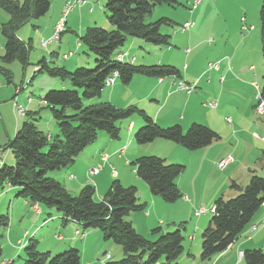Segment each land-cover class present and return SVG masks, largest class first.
Segmentation results:
<instances>
[{
    "label": "trees",
    "instance_id": "1",
    "mask_svg": "<svg viewBox=\"0 0 264 264\" xmlns=\"http://www.w3.org/2000/svg\"><path fill=\"white\" fill-rule=\"evenodd\" d=\"M176 4V0H106L104 8L112 28L107 30L89 26L78 38L80 44L94 55L93 68L77 67L68 70L64 66L49 64L50 61L45 57L37 61V73L46 72L52 77L66 79L72 86V89H50L41 98L48 108L50 119L57 126L58 134L53 137L38 129L36 122L32 121H37L35 114L38 112L29 111L26 115L32 120L24 121L6 145L11 150L13 161L9 165L2 164L0 184L8 183L10 188L15 189L13 198L54 209L62 226L75 222L82 230H98L103 241L119 245L124 257L116 261L106 260L102 264H157L163 256L165 260L159 264H181L177 262L181 256L182 264H187V257H194L183 250L182 229H185V222L178 223L172 232L163 233L160 227L153 228L151 235L156 236L153 239L135 230L127 217L145 208V203L138 198L136 186H124L114 178L102 197L96 198L93 184H85L73 195L61 182L47 175L48 172L72 165L77 156L96 140L99 132H104L110 139H119V124L127 120V123H131L134 116L143 123L133 134L137 145L162 139L188 151H195L219 139L216 131L196 122H192L185 130L177 124L161 127L145 110L136 106L119 108L108 101L84 105V100L98 99L102 95L106 87L104 81L114 71L124 86L130 85L136 75L156 78L181 76L179 69L173 65H135L134 60L130 63L128 52H123L124 62L116 60L119 48L128 37L141 39L154 46L170 45V37L161 32L160 26H173V20L161 17L151 22L145 16L151 14L157 6ZM0 9L8 14V19L0 26L4 37V52L0 61L7 64L17 60L26 66L31 39L27 42L19 39L17 30L31 19L44 16L50 9V0H0ZM259 19L264 64V0L259 8ZM2 64L0 74L9 84L12 73ZM262 78L260 88L264 96V72ZM129 166L146 183L150 194L158 196L164 203H174L181 197L176 178L184 172V165L168 163L163 157L152 155L137 157L129 162ZM250 173L245 186L235 181L229 184L230 189L239 192L236 196L229 199L218 196L214 200L215 212L200 234L199 258L202 261L224 251L229 243L240 237L247 226L254 222L264 198V177L253 169ZM48 217L51 215L48 214ZM8 222V214H0V227L5 228ZM37 242L35 238H30L23 247V264L80 262V252L74 247L50 258L48 251L37 250ZM1 253L0 245V257ZM242 257L245 264H264V251L261 248L245 249Z\"/></svg>",
    "mask_w": 264,
    "mask_h": 264
},
{
    "label": "rangeland",
    "instance_id": "2",
    "mask_svg": "<svg viewBox=\"0 0 264 264\" xmlns=\"http://www.w3.org/2000/svg\"><path fill=\"white\" fill-rule=\"evenodd\" d=\"M106 0H87V3H85L84 5H82V11L83 14L89 15L86 17H91L94 19L93 25L91 26H96V27H100L103 29H110L112 28V26L110 25L109 21L107 20V12L104 8V4H105ZM178 2V4L173 5V6H166V5H161V6H157L156 8H154V10L152 11L151 14L146 15L145 19L147 21H155L158 18L161 17H167L165 14L167 13L168 16H170L171 20H173L174 24L173 26H169V25H161L160 26V30L161 32H165L167 33V35L170 37V45L166 46H162L160 47V50L155 51L153 49H157L154 46H152L151 44H146L144 43L141 39H137V38H126L125 43L122 47H120L119 49L122 52H119V54H122L125 49L129 50V56H133L136 59H138L137 62H139L141 60V58H144V60H146V62L148 63H134L135 65H139V64H144V65H152V64H157L156 62V58L158 60L159 56L162 53V58L163 60H172L174 63L172 64L173 66H175L177 69L181 70V73L183 72V65L186 64L188 69L187 72L189 74V76L192 74L193 76H196L199 74L201 68H206L207 70H216L218 69V63L217 62V66L214 67L212 66L213 63H215L214 59H221L223 57L227 58L231 57V54H222V52L220 53V57L219 56H215V50L214 48L217 46H220L221 44L225 43L227 40H231V38H228L227 34L221 35L223 34V31H228V28H232V30H235L234 27H236V23L238 20L239 15V9L241 7H243L247 13V17L249 20H247V24H245V17L242 16L240 21H241V33L246 32L247 30H251L253 27L254 29H252V31L250 33H253L254 35L259 34V39H260V19H259V8L260 5L262 3V0H193L191 5H188L186 3L185 0H176ZM22 2V1H20ZM92 7L93 9V13L88 14L86 12V10ZM159 7H164L162 13H158L157 11H159ZM59 8V1L58 0H50V9L49 11L42 17L39 18H33L30 21H28L27 23H25L24 25L20 26L19 29L17 30V36H21L18 37L19 39L23 40L24 42H27L29 39H31V49L29 52V58H28V64H26V66H23L20 62L16 61H12L10 63H5L2 64L0 61V64L4 65L7 67L8 70H10V72L12 73V81L11 83H6V81L4 80L3 76H1L0 74V168L2 166V164H11L13 161L12 155H11V150L9 148L6 147L7 142L9 141V139H11L14 136L15 131L21 126V124L26 121V120H32L30 119L31 117L29 115H26L27 112L29 111H37L38 114H35V118H37V121L32 120L34 123L36 122V125L38 127V129H40L42 132H44L45 134H51L53 137L55 136V134H58V129L57 126L55 124V122H51L50 123V114L48 111V108L46 107L45 103L42 102V96L44 95V93L50 89H64V88H68V89H72V86L70 84V82L66 79H60V78H56V77H52L50 75H48L46 72H38V67H37V61L39 59H41L42 57H45L47 59V61H50L49 64L55 65V66H62V64L64 62H66V60L64 61L62 59V49L61 52L59 51L58 55H53L52 56H48V53H46V48H49L48 45L49 43L45 44V46L41 45V41L39 42L40 37H38L36 39V37H33V34L30 35L29 33L34 32V30H36L38 33L40 31V29H36L33 25H37L39 23H43V22H48L47 20L52 19L51 16L53 15V13H56V10ZM62 8V7H61ZM78 10V7H77ZM192 10V11H191ZM90 11V10H89ZM92 11V10H91ZM90 11V12H91ZM158 13V15H157ZM68 23H67V27H72L71 30H73V33L71 34V37L73 39H75L74 41V46L76 45V41L77 44H80L78 38L80 36H82L86 30L88 26L84 27L85 21H80V17L77 15L76 11L72 14L69 15L68 17ZM243 18V19H242ZM8 19V14L3 11L2 9H0V26L2 23H4L6 20ZM84 20H91V19H84ZM251 20V21H250ZM185 21H191L193 22V25L190 29L186 30V31H181L180 30V25H182ZM73 22H75L73 24ZM81 22V23H80ZM247 27L248 29H242V26ZM252 24V25H251ZM41 25V24H40ZM44 26V25H43ZM81 26L84 27V29H81ZM28 29V31H27ZM66 29V26L65 28ZM176 30V33H175ZM75 34V35H74ZM209 38H213L212 43H209V41H211V39ZM72 40V39H71ZM55 43H53L52 45H54ZM63 44V43H62ZM212 44V45H210ZM4 37L1 33V28H0V56L3 54L4 52ZM63 46V45H62ZM149 47V51H145L143 49V47ZM261 42L259 45V51L257 53V61L260 60V54H261ZM43 47V48H41ZM64 47V46H63ZM166 47V48H165ZM169 48V49H167ZM188 48V49H187ZM118 49V50H119ZM58 49H54V52H58ZM72 51H68L71 52V56L75 53V57L80 55L83 63L81 65H77L76 67H69L67 66L66 69L68 70H73L77 67H84V68H93L95 63H94V55L91 52H88L85 48L84 45L81 44V46L79 47V49H75L74 47H72L71 49ZM214 50V52H212ZM67 52V53H68ZM64 53V54H67ZM158 53V54H157ZM222 54V55H221ZM72 59V58H70ZM69 59V60H70ZM212 60V61H211ZM68 62V61H67ZM210 63V67L208 68V64ZM164 64V63H162ZM168 64V63H165ZM207 64V65H206ZM171 65V64H170ZM232 65V64H231ZM258 66V64H257ZM261 66H262V73L261 75L258 77V83L260 86H262L263 84V72H264V64H263V59H262V54H261ZM248 67V65H247ZM236 68H237V72H236ZM253 68V66L251 67ZM242 70L243 67L242 66H238L237 67L235 65H233V68L230 69L231 71V75H229L227 78H224V82H222V87H223V93H227L231 90L232 85L230 83V78L232 77L233 79L237 80L238 82H242ZM261 72L260 68H259V73ZM214 79L216 81L219 80V77H216L215 73H213ZM226 76V75H225ZM143 77V76H140ZM162 77L159 78V81H161ZM164 84H166L167 82H170V78L169 76H166L164 78ZM223 78H220V81H222ZM255 81L251 82L254 83ZM179 83H182V87L181 89H178V85ZM113 85H121L124 86L120 83L118 77L115 78L114 83L110 86V87H104L102 90V95L106 96L110 90L112 89ZM190 85L187 83H184L182 81H177L176 83V91L180 90V91H186L185 86ZM130 88L129 92L131 93V95L127 96L126 99H124L125 101H118L117 99V103L121 104L120 106H118L119 108H124L127 106H136L140 109L145 110L142 106L146 105V103H144V101H138V86L136 82H133L132 84L128 85ZM192 89L189 92H191L194 87L195 84H191ZM200 90V89H199ZM198 93V92H196ZM135 94V95H134ZM187 94V93H186ZM195 94V93H193ZM236 96V92L234 93V97ZM262 97L264 98V96L262 95ZM155 98V97H152ZM244 96L242 95L241 98L239 99V101H237V106L242 109L244 107ZM97 100V99H96ZM199 103H202L203 105H208L207 101H203V97L200 96L199 97ZM30 101L31 103H28ZM138 101V102H137ZM90 102V100H84V105L88 104ZM121 102V103H119ZM124 102H131V103H124ZM137 102V103H136ZM151 103L154 104L153 101H151ZM161 103V102H160ZM194 103V101H193ZM127 104V105H126ZM171 104V102H169V105ZM196 104V103H194ZM247 104V103H246ZM168 105V106H169ZM193 106L192 102H189L188 104V110L189 108ZM229 106H222L223 109L225 110H229ZM19 110H21L20 112H18ZM254 111V110H253ZM146 112V111H145ZM25 113V114H24ZM255 113V112H254ZM177 114H179L177 112ZM229 112L223 113V118L218 117L215 123V126L213 127V129L211 127H209L207 124V120L204 119L203 117L198 119L199 121L196 122L198 124H202L205 125L209 128H211L212 130H217V134L219 135V139L216 141H219V147L222 148L224 147L225 143L227 142H232V153L236 154V158H239L244 151V147H245V143L244 142V136L243 139H241L239 141V138H235L232 140L231 137V133H233V125H231L232 123H227L225 122L224 118L225 115H228ZM255 115L257 117H260L264 119V114L262 116H259L255 113ZM40 117V119H39ZM134 118L138 121L139 118L134 116ZM128 121V120H127ZM127 121H123L121 123L126 124ZM227 121V118H226ZM50 125H53L50 127ZM120 125V124H119ZM143 125V123H142ZM140 125V126H142ZM139 126V127H140ZM138 127V128H139ZM137 128V129H138ZM215 128V129H214ZM223 128V132L221 134V130ZM57 130L56 132L53 130ZM136 129V130H137ZM135 130V131H136ZM227 130L229 131V133L227 132ZM135 131L133 132V134L135 133ZM258 132H260L258 130ZM245 135V133H244ZM98 137L96 138V140L86 148V150L84 151L83 155H86L89 151H94L96 149H99L103 152H106L108 155H115L118 157V155H120L119 157H123V160L125 161L128 157V154H132V149L130 148L128 151H126V147H124V145L126 143H128V139L127 136H123L119 139H117L116 141H109L104 142V139H110L104 132H99ZM247 138V141L252 142L251 139H249L247 137V135H245ZM108 137V138H107ZM221 137V138H220ZM133 139V138H132ZM237 140L239 142H237ZM261 140H264V136H261ZM133 143L134 145H137L136 142L133 139ZM132 143V145H133ZM126 146V145H125ZM124 147V148H123ZM122 149V150H121ZM182 151H184L183 153H178L176 151H172L167 153V156L169 157L170 160H176V161H184L185 163L182 162H170V163H175V164H182L185 166V170L182 174H184L183 177H187L185 179V182H188V180L190 179L189 184H187L186 186L191 190L197 194V191L204 190L207 189L209 181H207V177H210L211 175H209L208 170L205 171L206 166H202L200 168L199 166V149L195 150V151H188L185 150L184 148H181ZM257 148L255 149H251V156H254L255 152ZM231 155V154H227V155H231V158H228L229 156H227L226 159H222L220 161H223L222 164H219V159L224 157L221 156L218 158V162L216 165L217 170L222 171V169L220 168H226L228 167L234 160L235 155ZM82 155V154H81ZM108 155L106 154H101L100 156V162H97L94 166H91L89 168V165L87 162H85V160H83L82 158H80L78 160V162L72 166H67V170L61 172V174H59L62 178V181H64V184L66 186V188H68L69 190H71V194L75 195L77 194L76 192H79L78 189L80 187V184L76 181L77 179H83L84 176L86 175V171H87V175L88 177H92L97 175L104 167L105 162L107 161ZM151 155H141V156H152ZM191 155V156H188ZM156 156V155H155ZM81 157V156H80ZM140 157V156H139ZM135 159V158H134ZM134 159H130L131 161ZM251 159V157H250ZM253 163H255V159L252 161ZM114 168L117 170V165L115 163H111ZM216 164V163H215ZM112 165H110V163H108V169H110V172L112 173L113 176H116V172L114 170V168L112 167ZM119 165H121V163L119 162ZM130 170H131V166H129V164H125ZM220 168H218V167ZM188 167V171L186 172V169ZM89 168V169H88ZM96 169V172L93 173L92 170ZM133 170V169H132ZM252 170V169H250ZM94 171V170H93ZM124 172H128L127 169H123ZM134 171V170H133ZM71 173L73 175H70V177L68 176V174ZM218 172L216 171L215 174L212 175V178L215 179L217 178L216 174ZM107 168H105L98 176L94 177V183H90L93 184L95 188V196L96 198H98V192H103L105 190V188L107 187V183L105 182L107 179ZM181 174V175H182ZM48 176H51L54 178V175H56V172H48L47 174ZM58 175V176H59ZM180 175V176H181ZM251 175V173H250ZM261 177H264V175H259ZM74 177L75 179H70ZM179 177V176H178ZM177 177V178H178ZM250 177V176H249ZM176 178V183H177V179ZM57 181H59L57 179ZM61 181V182H62ZM60 182V181H59ZM88 184V183H87ZM146 184V183H145ZM4 184H0V214H8L9 217V222L8 225L5 228L0 227V245L2 249V253H1V257H0V264H23V259L25 258V252L23 247L26 245V243L28 242V240L30 238H35L38 242H37V250L42 252L45 251V249L43 248V244H49L50 247L53 246L55 244V240L56 239H62L61 236L63 235L61 232H64V226L61 225L60 222V218L59 216H57V212L54 209H49V208H45L43 206H40L38 204H32L29 203L30 206L32 207V209L35 211H33L32 209H30V213L32 214H28V216H22V212L25 208V206L23 205V200L20 198L18 200V202L16 204H14L12 201L13 200V195H10L11 193H2L1 191V186H3ZM63 185V184H62ZM64 186V185H63ZM84 186V185H83ZM178 186V185H177ZM245 186V185H244ZM179 188V187H178ZM4 190H9L10 192L13 190L12 188H10L9 184H5L4 185ZM138 190V188H137ZM180 190V189H179ZM232 190V189H231ZM181 192V191H180ZM138 193V192H137ZM239 192L235 191V194H228L227 197H224L225 199H229V198H233L234 196H236ZM10 195V197L8 196ZM195 195V194H194ZM192 195V197L194 196ZM158 197V196H157ZM159 199V198H158ZM184 200V201H189V197L187 194H184L183 192H181V197L176 200L174 202V204H170V205H175L172 206V208H170L169 211L165 212L162 209H158V213L157 215L152 213L151 215V220L150 223L151 224H155L153 228L156 227H161L163 228V233L165 232H172L174 231L178 225L176 227H170L168 226L169 224H171L170 218H173L174 216H179V217H183L186 218L189 215V210L187 209V207H182L181 204H179V200ZM260 208L264 209V198L261 200L260 202ZM260 208L258 209V211L260 210ZM41 209H43L42 212ZM147 209L145 210H141V211H136V212H132V213H136V215H139V212H143L144 214L146 213ZM257 211V212H258ZM215 212V206L212 205L209 209H204L202 206L197 207L194 211V215L195 216H202V215H208L209 219L211 217L212 214H214ZM12 214H13V219H12ZM48 214L51 215V217H48ZM264 218V213L260 219V222L262 224H264L263 221ZM138 220L137 219V224H138ZM188 220V219H187ZM186 220V221H187ZM184 221V222H186ZM140 224V225H139ZM138 224V230L142 231V232H146V229H144V224L142 221H140V223ZM185 223H183V227L188 228L189 225L186 224L184 226ZM252 225H254V227H251ZM79 226V225H78ZM248 228L240 235V237H243L244 239H249L254 232L257 230V223L252 222L250 225L247 226ZM66 228H68V230L72 231L73 227L70 226H66ZM169 230H164V229H168ZM85 230H82L81 227L79 226V228H76L74 230V235L77 239H81L85 236ZM88 231H98L96 229H88ZM99 232V231H98ZM246 232V233H245ZM100 233V232H99ZM182 234L184 236V242H183V246L184 244L187 242H196L197 241V246L194 247V252L193 253V249L191 251V255H194V257L192 256H188L187 257V264H204L206 262H210V264H214V262L216 264L221 263L223 261V258L221 260H219L222 255L230 250L233 246H235L236 244H240L239 238H236L233 242L229 243L227 245V248L220 252L217 253L215 255H213L210 259L208 260H201L199 257L200 255V247H201V239H200V233L197 234L194 233V231L189 230L187 234L190 235L189 239L188 236L185 234V229H182ZM101 235V233H100ZM151 236V234H150ZM155 236V235H153ZM7 237L12 240L13 242L10 244ZM156 237V236H155ZM152 237V238H155ZM102 238V237H101ZM20 244L19 247L18 244H16V240H19ZM105 243H109L110 245H115V247H118V249H120L121 251V247L117 244H114L111 241H103L102 240V245L101 246H97L95 248V255H96V263L98 264H102L103 262H105L106 260H111V261H116V260H120L121 258H123V253L122 256H119L115 250L111 251L110 249L105 248ZM264 244V242H263ZM3 245V247H2ZM17 247V248H16ZM70 248V247H68ZM68 248H64L61 249L59 251L56 252H50V258L55 256L57 253L62 252ZM76 248V247H74ZM78 249V248H76ZM91 251L93 250V245L90 248ZM264 251V249H262ZM16 251H18L16 253ZM78 251L80 252V250L78 249ZM239 254V261L235 264H245L243 261V252L244 249H241ZM188 251L186 250V253ZM14 257H9L11 255H14ZM185 255V254H184ZM110 256V257H109ZM80 257H81V252H80ZM185 257V256H183ZM5 258V259H4ZM147 258V257H146ZM146 258H144L143 260L145 261ZM10 259V260H9ZM13 260V261H12ZM165 257L163 256L162 259L160 261H158L157 264H159L160 262L164 261ZM183 258L182 256L178 259L177 262L182 264ZM79 264H86V263H82L81 258H80V262Z\"/></svg>",
    "mask_w": 264,
    "mask_h": 264
},
{
    "label": "crops",
    "instance_id": "3",
    "mask_svg": "<svg viewBox=\"0 0 264 264\" xmlns=\"http://www.w3.org/2000/svg\"><path fill=\"white\" fill-rule=\"evenodd\" d=\"M17 1L20 2L23 0H17ZM58 1H59V8L56 10V13H53V15L51 16L52 19L47 20L48 21L47 23L41 22L38 24V26L36 24L33 25L37 30L40 29L39 33L36 30H34V32L29 33L30 35L33 34V37H36V39L40 37L39 42L42 39H48L52 34L53 26L55 25L57 19L59 18L61 14V9H62L61 7L63 6L65 0H58ZM185 1L188 5H191L193 0H185ZM85 3H87V0H85ZM82 5L78 6V10L76 7L75 10L70 15H72L76 11L77 15L80 17L79 18L80 21L82 22L85 21L84 27L88 25L91 26L93 25V23H95L94 19L91 17H86L89 15L83 14V11L81 10L83 8ZM89 8H92V7H89ZM89 8L86 10V12L88 14L93 13V9L90 12ZM163 10H166V9H164V7H159V11L157 12L162 13ZM165 15L169 19H171L170 16L167 15V13ZM239 15L240 16L238 17V20L236 23L237 25L236 27H234L235 30H232L233 27L231 29L228 28V31L225 30L223 31V34H221V35L227 34L228 38L229 39L231 38V40L229 41L227 40L225 43L214 48L215 56L220 57L221 52L222 54H229V53L231 54V57H228V59L225 57L221 59H214L216 60L214 62H219L218 69L206 71V68L202 67L197 77L193 76L192 74L189 76L187 72L188 67L186 64H184L183 72L181 73V70H179L181 73V76L179 78L169 76L171 81L167 82L166 84L163 83L165 80L164 79L165 77H162L161 78L162 80L159 81V78H156V77H147V76L140 77V75L134 76L131 82V84L133 82L137 83V86H138L137 92L139 95L137 96L138 101H144V103H146V105L142 107L145 109L146 113L149 116H151L156 121V123L161 127H166V126L177 124V125H180L182 129L185 130L192 122H198L199 121L198 119L203 117L204 119L207 120L208 122L207 125L213 129L217 118L218 117L223 118V113L229 112L228 115H225L224 120L225 122H227L226 118H229V122L227 123H232L231 125H233L234 132L231 133L232 135L230 138H232V140L235 138H239V141H240L241 139H243V136H244V142L246 143H245L243 154L239 158H236V154L231 152L232 142H227L225 143L224 147L220 148L219 141H214L210 145L199 149V153H198L199 166L200 168L202 166H206L205 171L208 170L209 175H211L210 177H207V181H209L207 189L202 190V192L201 190H199L197 191V194H196L194 190L191 191L186 186L190 182V179L188 180V182H185V179L187 177H183V176L186 173L182 174L181 176L177 178L178 179L177 185L180 191L183 192L184 194H187L190 199L189 201H184L181 199L179 200V204H181L182 207H187V209L189 210V215L186 218L179 217V216H174L173 218H170L171 224H169L168 226H170L171 228L176 227L178 223L184 222L188 219L184 224V226L186 224L189 225L188 228L185 227V234L188 236V239L190 237V235L187 234L189 230L194 231V233H196V236H197V234L200 233L205 228V226L207 225L209 221L208 215H202V216L194 215V211L197 207L202 206L205 209H209L213 205L214 200L218 196L227 197L228 194H235V191L229 188V184H231L232 181H235L241 186L246 185L249 180L250 169L255 170V173H257L258 175H261V174L264 175V140H261L254 136V133H257L260 136H264V119L263 118L260 119V117H257L253 111L254 88L251 85L252 81H255L258 83V77L261 75L263 71L262 66H261V54H260V60L257 61V53L259 51L260 39H259V34L257 36V35H254L253 33H250L252 29H254V27L249 31L248 30L246 32L242 31L241 33L240 31L241 24H242L240 21L241 17L242 16L245 17V24L247 25H249L247 23V20L249 19L243 7L239 9ZM88 18L91 20H87V21L84 20ZM67 23H68V18L66 19V29L62 33L59 43H55L54 45H52L53 43H49L48 49L47 47L46 48L41 47L47 50L46 53H48L49 57L52 56V54L58 55L59 51L61 52L60 49H62V52H61L62 54L60 55H63L64 53H67L68 51H72L71 50L72 47H74L75 49H79V47L81 46V44H77V41H76V45L74 46L75 39L71 37V34L73 33V30L71 29L74 26L67 27ZM74 23L75 22H73V24ZM84 27L81 26L80 31L84 29ZM162 33L167 34L165 32H162ZM175 33H176V30H175ZM18 37L21 38V36H18ZM209 39H211L209 43H212L213 38H209ZM154 47L157 49H153V50L157 52L159 50L162 52V50H160V47L162 46H154ZM56 48L58 49L57 50L58 52H54V49ZM143 49L145 51H149L148 46L143 47ZM214 50L212 52H214ZM119 52H122V51L120 50ZM124 52L129 53V50L125 49ZM74 55L75 53L72 55V57H68L67 59L62 58L64 61L66 60V62H64L62 66L66 68L67 66L76 67L77 65H81L83 61L80 55L76 57ZM137 61L138 59L134 57L133 63H136ZM156 62L160 64L168 63L169 65L170 64L172 65L174 63L172 60H163L162 53L159 56L158 60L156 58ZM137 63H148V62H146L144 58H141V60ZM233 65H235L236 67L237 65L243 67L242 76H241L243 81L238 82L237 80L231 77L230 83L234 86H232L229 92L223 93V87L221 83L224 82L225 77L227 78L229 75H231L230 69L233 68ZM252 66L253 68H251ZM259 68L261 70L260 73H259ZM236 72H237V68H236ZM213 73H215L216 77H219L218 81L214 79ZM221 77L223 78L222 81H220ZM177 81H182L190 85L195 84V87L189 93L185 91H180V90L176 91ZM129 88H130L129 86L113 85L112 89L106 96L101 95L97 100L96 99L90 100V103L98 102V101H108V102H111L114 106L118 107L121 104H118L116 102L117 99L118 101L119 100L125 101L124 99H126L127 96L131 95V93L129 92L130 90ZM235 92H236V96L234 97ZM242 95L245 98L244 107L240 109L237 106V101H239ZM200 96L203 97V101L205 100L207 101L208 105H203L202 103H199L198 99ZM152 97H155V98H152ZM151 101H153L154 104L151 103ZM193 101L196 104H194ZM169 102H171L170 105H169ZM189 102H192L193 106H191L188 110ZM28 103H31V102L29 101ZM124 103H131V102H124ZM229 105L231 106L229 107L228 111L223 109L222 107V106H229ZM177 112L179 114H177ZM139 120L140 121L133 118L131 123H126V124L121 123L120 124V138L123 136H127L128 139L130 138L128 140V143H126L125 144L126 146L124 145V147L127 148L126 151H128L130 148L132 149V154H128L127 155L128 158L125 161L123 160V157H119L120 155H118V157L115 155H108L106 152H103L99 149H96L94 151H89L86 155H83L84 151L86 150L84 149L77 156L73 164L75 165L78 162V160L82 158L83 160H85V162L88 163L89 168H90L91 166H94L97 162H100L101 154L108 155L107 161L105 162L103 169L97 175L92 176L90 178L87 175V171H88L87 170L85 173L86 175L84 176L83 179L76 180L80 184L78 191L83 185L87 183L95 184L96 180L94 181V177L98 176L105 168H107V174H106L107 179L105 181L107 183V187L102 193L98 192L99 193L98 198L102 197V195L108 189V186L111 180L114 178H117L120 181V183L124 186H129V185L136 186L138 188L139 200L145 203V208L143 210L147 209V211L145 214L143 212H139L138 213L139 215H136V213H130L127 217V220H129L132 223L133 227L138 233L144 235L145 237L152 238V237H155L153 235L150 236L151 231L155 225L154 223L153 224L150 223L152 213L157 215L158 209H162L163 211L167 212L170 210V208H172V206H175V205H170L174 203H170V204L164 203L159 197L150 194L148 186L138 176H136L132 168L130 170L125 164H129V162H131L130 159L137 158L141 155H151V154L163 157L168 163L170 162L185 163L184 161H181V160L179 161L170 160L169 157L167 156V153L172 152V151H176L178 153H183L184 151H182L181 148L183 147H181L180 145H177V144H174L172 142L162 140V139H155L152 142L145 144V145H134L133 139H132L133 132L140 125H142L141 119ZM51 122L52 120L50 121V123ZM51 126L53 128V125H50V127ZM258 130L260 132H258ZM54 131L56 132L57 130L54 129L53 132ZM222 132H223V128L221 130V134ZM227 132L229 133L228 130ZM244 133L245 135H247L249 139L252 140V142L247 141V138L244 135ZM110 140L113 141V139H104V142L108 143ZM239 141L237 140V142ZM255 148H257L256 151H254L255 154L254 156H251L250 154L251 149H255ZM227 154L235 155L233 162L225 170L223 171L217 170L216 164H215L216 161L218 160L219 157L227 155ZM188 156H191V155H188ZM254 159H255V163L252 162ZM119 162L121 163V165H119ZM108 163H110V165H112L111 163H115L117 165V170L112 165V167L114 168L116 172V176H113L112 173L110 172V169H108ZM124 168L127 169L128 172H124L123 171ZM65 170H67V167L59 171H54L56 172V175H54V178L56 180L58 179L61 182L62 178L59 174H61V172ZM187 171H188V167L186 169V172ZM216 171L218 172L216 174L217 178L213 179L212 175L215 174ZM70 175H73V174L69 173L68 176L70 177ZM70 179H75V178L72 177V178H69L68 180ZM61 183L66 188L64 181H62ZM4 185L1 186L2 193H6V194L11 193L10 195H13V192L15 189H13L11 192L4 190ZM66 189L68 190V192L72 193L71 190H69L68 188ZM10 195L8 196L10 197ZM192 195L194 196L192 197ZM19 199L20 198H13V200H10V201L16 204ZM22 200H23L22 206H25L22 212V216L24 217V216H28V214H32L29 211L30 209H32L30 204L26 200L24 199ZM42 211L43 209H41L40 212ZM263 213H264V209L260 208V210L255 215L254 223H257V230L254 232V234L249 239H244L243 237H240L238 241L240 242V244L238 245L236 244L230 250L226 251L222 255V257L219 259L221 260L223 258V261L218 264H235L237 262H240L239 253L242 252L240 251L241 249H244V250L251 249V248L264 249V244H263L264 224L260 222V219ZM57 216L59 215L57 214ZM138 218H139L138 224L140 223V221H142L144 224V229H146V232H142L138 230V227H139L137 224ZM12 219H13V214H12ZM66 226L73 227V230L72 231L68 230ZM76 228H79V226L75 222H68L64 226L65 231L61 232L63 234L61 236L62 239L61 240L56 239L55 244L51 247L49 244H43V248L45 249V251H50L52 253V252H56L64 248L76 247L81 252L82 263L84 262L86 264H98L95 261L96 260L95 248L97 246L99 247L102 245V238H101L100 233L98 231H88L87 229L85 230L87 232L84 231L85 236L81 240V239H77L74 235V230ZM169 229L170 228L164 229V230L166 231ZM160 230L161 232L163 231L162 226L160 227ZM7 239L10 244L13 242L8 237ZM20 241L21 239L16 240V244H18L17 247H19ZM92 245H93L94 251L90 250ZM104 246L105 248L110 249L111 251L115 250V252L119 256H122V251H120L118 247H115V245H110L109 243H105ZM195 246H197V241L188 242L187 240V242L184 244L183 250L185 251L187 250L191 254V251L193 249V253H195L194 252ZM17 252L18 251H16V253ZM14 256L15 254L9 257H14ZM204 264H210V262H206ZM214 264L216 263L214 262Z\"/></svg>",
    "mask_w": 264,
    "mask_h": 264
},
{
    "label": "built area",
    "instance_id": "4",
    "mask_svg": "<svg viewBox=\"0 0 264 264\" xmlns=\"http://www.w3.org/2000/svg\"><path fill=\"white\" fill-rule=\"evenodd\" d=\"M84 3H85V0H65L64 4L62 6V9H61V14H60L59 18L57 19L55 25L53 26V30H52L51 36L48 39H42L41 40V45L45 46V44H47V43H54V38H61L62 33L65 31V29H60V22H62L63 16H69L75 10L76 7H78V6H80V5L84 4ZM89 10L91 11L92 8H89ZM192 25H193V22L185 21L182 24V26H180V30L181 31H186V30L190 29L192 27ZM245 28L248 29L247 27H245V25L242 26V29H245ZM71 54H72L71 52H68L67 54H63L62 58L63 59H67L69 56H71ZM124 56H125V54H118V56H116V60H118V61L119 60H124ZM129 60H132V62H133L134 57L130 56ZM212 66L216 67L217 66V62L213 63ZM209 67H210V63L208 64V68ZM114 81H115V71L110 76H108L105 79L104 85L106 87H109V86H111L114 83ZM182 86H183L182 83H179L177 88L181 89ZM252 86H253L254 91H255V93H254L255 102H254L253 110H254V112L257 115L261 114L259 116H262L264 114V98L262 97V91H261L260 86L256 82L252 83ZM185 88H186L187 92L192 89L191 85H187V86H185ZM20 111L21 110H19L18 112H20ZM227 122H229V118H227ZM254 136L257 137V135L255 133H254ZM227 156H229L228 158L232 159L231 155H227ZM227 156H224V157H222V158H220L218 160L220 165L223 162V161H220V160L226 159ZM217 162H216V165H217ZM218 168H220V167H218ZM220 169L223 170V169H225V167L224 168H220ZM93 170H92V172L95 173L96 169H93ZM263 221H264V218H263ZM252 227H254V226H252Z\"/></svg>",
    "mask_w": 264,
    "mask_h": 264
},
{
    "label": "bare ground",
    "instance_id": "5",
    "mask_svg": "<svg viewBox=\"0 0 264 264\" xmlns=\"http://www.w3.org/2000/svg\"><path fill=\"white\" fill-rule=\"evenodd\" d=\"M67 17L68 16H63V18H62V22H60V29H64L65 28V26H66V19H67ZM180 26H182V25H180ZM179 26V27H180ZM54 41H56V43L57 42H59L60 41V38H54ZM118 56V55H117ZM120 62H123L124 60H119ZM129 62L131 63L132 62V60H129ZM117 72L115 71V78L117 77ZM110 257V256H109Z\"/></svg>",
    "mask_w": 264,
    "mask_h": 264
}]
</instances>
